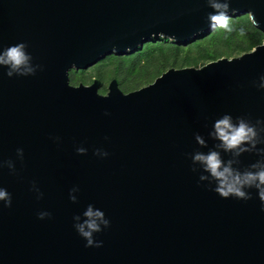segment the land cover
Instances as JSON below:
<instances>
[{
    "label": "water",
    "instance_id": "obj_1",
    "mask_svg": "<svg viewBox=\"0 0 264 264\" xmlns=\"http://www.w3.org/2000/svg\"><path fill=\"white\" fill-rule=\"evenodd\" d=\"M230 9L251 15L264 33V0H230ZM212 11L208 0H0V51L23 42L39 66L34 76L12 78L0 66V162L16 168H0V187L12 196L10 208L0 205V264H264L256 190L246 201L221 198L190 158L215 149L208 133L225 113L264 120V43L239 57L170 68L128 93L116 79L106 94L100 79L70 82L72 69L153 38L181 45L211 32ZM260 137L264 149V131ZM216 150L240 170L264 160L257 150ZM89 204L110 221L95 236L100 248L85 247L73 227ZM40 211L51 217L39 219Z\"/></svg>",
    "mask_w": 264,
    "mask_h": 264
},
{
    "label": "clouds",
    "instance_id": "obj_2",
    "mask_svg": "<svg viewBox=\"0 0 264 264\" xmlns=\"http://www.w3.org/2000/svg\"><path fill=\"white\" fill-rule=\"evenodd\" d=\"M209 6L213 9L207 14L208 28L210 31H223L230 34L235 29L232 23V17L229 12H235V9H230V0H208ZM249 15V19H251ZM239 35H244V29L238 30ZM26 44L16 43L9 45L0 51V66L6 67V75L9 78L14 76H34L37 72L38 65H33L32 55L26 51ZM259 89H264V75L259 77ZM107 115V113H106ZM264 125V120L257 119L252 123L249 119L238 116L233 119L231 114L225 113L221 117L215 119L212 123V129L208 135L219 143L215 149L209 150L207 153L194 152L190 155L193 164H199L207 175H201L200 181L214 182V187L211 189L221 198H235L238 200L250 199L248 189H255L259 201L261 202V211L264 212V160H257L248 168L240 170L233 167V160L225 161L222 159L220 151L231 153L234 157H239L242 153L252 152L257 150L264 154V149H257V145L261 143L260 133L264 128L258 126ZM59 139V138H57ZM196 143L200 146H206L205 139L196 133L194 136ZM76 152L84 155L87 149L83 146L76 148ZM94 154L99 158H107L109 153L102 149H96ZM16 155L22 162L24 159V151L22 148L16 149ZM7 168L15 173L16 168L11 160L0 162V168ZM194 170V169H193ZM77 187L70 190L69 199L76 201V196L72 193L78 191ZM32 191L37 194V198H41L43 193L33 182ZM0 205L10 208L12 206V196L9 191L0 187ZM38 218L44 220L50 218L51 213L48 211H40L37 213ZM85 219L82 222L75 223V228L78 235L86 242L85 247L100 248L103 246V241L95 238L97 233H101L103 229L110 227V221L106 218L105 212L100 208H94L92 204L87 205L83 212ZM74 220L80 221V216H74ZM103 226V228H102Z\"/></svg>",
    "mask_w": 264,
    "mask_h": 264
},
{
    "label": "rangeland",
    "instance_id": "obj_3",
    "mask_svg": "<svg viewBox=\"0 0 264 264\" xmlns=\"http://www.w3.org/2000/svg\"><path fill=\"white\" fill-rule=\"evenodd\" d=\"M252 25L255 27L253 23ZM260 32L263 34L264 43V33L262 31ZM253 38L254 35L252 31L246 29L242 36L235 30L230 34L224 33L222 30L216 32L211 31L188 41V44H178L186 49L179 55L169 51L163 53V48L159 47L157 44H165L166 41L150 42L152 41L151 39L145 42V44L149 43L146 46L148 47L147 56L141 57L140 60L138 59V52L143 49L145 44L139 47L136 51L125 55L114 53L108 54L100 59L97 64L86 70L72 69L70 71V82L75 86L81 83L91 85L94 79H100L101 86L99 92L101 94H106L110 82L113 79H116L119 83L120 89L123 92L128 93L149 85L170 68L190 67L186 65V58L188 56L192 59H198V64L194 67H201L215 61L213 59L215 53H220L221 58L239 57L244 53L238 54L235 49L239 45H244L245 40ZM167 40V43L174 42L169 39Z\"/></svg>",
    "mask_w": 264,
    "mask_h": 264
},
{
    "label": "trees",
    "instance_id": "obj_4",
    "mask_svg": "<svg viewBox=\"0 0 264 264\" xmlns=\"http://www.w3.org/2000/svg\"><path fill=\"white\" fill-rule=\"evenodd\" d=\"M231 17H232V21H233L232 22L233 26L235 27V31H238L240 28H243L244 30L245 29L248 31L251 30L253 35H254L253 39L245 40L244 45H239L235 49V51H237L238 54L250 52L256 46L261 45L263 43V34L258 29L253 27L251 20L249 19L248 15H235L234 14ZM203 34H206V33H203ZM162 41H166V43L165 44L164 43H158L157 45L159 47L163 48L162 49V50H164L163 53L165 51H169V52H172L174 54L176 53V55H179L180 53H182L186 50L183 46H180L174 42L167 43L168 40L164 39V38H154L150 42H162ZM188 43H186V44H188ZM147 44H149V43H146L144 45L143 49L138 52V59L139 60L141 57L147 56V54H148V47H146ZM150 46H153V45H150ZM189 48H190V46H189ZM122 58H124V57H122ZM220 58H221V54L215 53L213 59L218 60ZM186 63H187L186 65H188L190 67L195 66L198 64V59H192L190 56H188L186 58Z\"/></svg>",
    "mask_w": 264,
    "mask_h": 264
}]
</instances>
